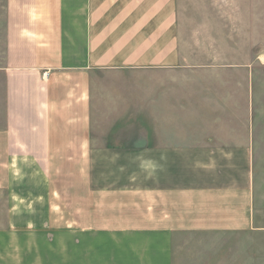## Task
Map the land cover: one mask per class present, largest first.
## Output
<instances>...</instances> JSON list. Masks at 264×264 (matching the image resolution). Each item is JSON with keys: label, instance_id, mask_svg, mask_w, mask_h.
<instances>
[{"label": "crops", "instance_id": "0c3cea01", "mask_svg": "<svg viewBox=\"0 0 264 264\" xmlns=\"http://www.w3.org/2000/svg\"><path fill=\"white\" fill-rule=\"evenodd\" d=\"M173 1L5 0L0 264H174L178 241L194 234L227 236L232 264H260L255 161L264 134L248 105L240 121L238 75L226 78L236 80L231 90L203 86L196 135L93 133L101 92L125 101V81L142 78L139 70L158 72L152 111L169 131L183 83L226 76L157 71L176 61Z\"/></svg>", "mask_w": 264, "mask_h": 264}, {"label": "rangeland", "instance_id": "374dc122", "mask_svg": "<svg viewBox=\"0 0 264 264\" xmlns=\"http://www.w3.org/2000/svg\"><path fill=\"white\" fill-rule=\"evenodd\" d=\"M173 2L176 15V61L172 68L157 71L160 75H168L167 71H169L170 75L226 76L223 80L196 79L193 81L196 83H192L191 86L190 83L184 86L183 79L173 81L174 87L179 82L183 83L182 88H187L188 92L187 97H183L182 91L181 96L178 97L180 91L178 89L176 91L177 110L174 113V121L171 123L172 129L169 131L167 126H162V121L158 127V119L152 111L151 75H154L155 69L139 70L142 72V78L139 76V79H136L135 76H129L125 81L128 90L126 93H130L125 101H121V97H119L120 101H115L112 97L113 99L109 102L108 98L111 97L101 92V106L98 108L96 131L93 133L97 137L110 136L121 140L127 139V141L143 138L148 142H151L153 135L172 134L176 137L196 135L199 132L197 131L199 126L196 129L192 127L193 122L198 121L199 124L201 113H204L198 96L203 86L207 87L208 83L212 85L211 87H217L220 90L221 88L231 90V84L236 80L226 78L238 75L241 91L240 96L235 98L239 99L241 105L240 121H244L246 116L242 106L248 105L247 118L255 122L256 135H263L264 0H174ZM4 25L5 0H0V67L3 65L5 52ZM101 82L108 88L110 85L113 86L116 80L102 79ZM199 83L202 84L199 85ZM2 87L3 77L0 75V89ZM246 88H248V95ZM190 90L192 95L189 94ZM187 100L193 101L194 105L191 106L189 103L185 105ZM120 107H122L121 111ZM227 114L226 111L221 113L225 119ZM260 141L258 152L264 157V152H261V148H264L262 138ZM255 165L257 214L263 218L264 159L255 161ZM233 242L227 236L188 235L178 241L175 247L174 264H232ZM255 242L259 245L257 248L263 249L264 239L256 238ZM262 255L263 252L257 259L260 264H264Z\"/></svg>", "mask_w": 264, "mask_h": 264}]
</instances>
